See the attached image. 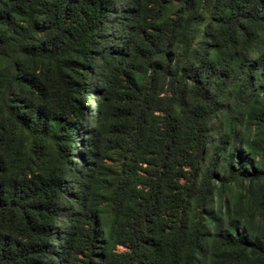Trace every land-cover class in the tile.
<instances>
[{"label":"trees","instance_id":"obj_1","mask_svg":"<svg viewBox=\"0 0 264 264\" xmlns=\"http://www.w3.org/2000/svg\"><path fill=\"white\" fill-rule=\"evenodd\" d=\"M0 264H264V0H0Z\"/></svg>","mask_w":264,"mask_h":264},{"label":"rangeland","instance_id":"obj_2","mask_svg":"<svg viewBox=\"0 0 264 264\" xmlns=\"http://www.w3.org/2000/svg\"><path fill=\"white\" fill-rule=\"evenodd\" d=\"M90 106H91V104H90Z\"/></svg>","mask_w":264,"mask_h":264}]
</instances>
